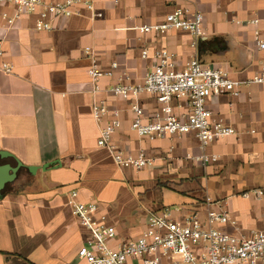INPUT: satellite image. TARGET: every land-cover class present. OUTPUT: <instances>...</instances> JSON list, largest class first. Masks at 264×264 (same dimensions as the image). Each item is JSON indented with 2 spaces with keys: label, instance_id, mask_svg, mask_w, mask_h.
<instances>
[{
  "label": "crops",
  "instance_id": "1",
  "mask_svg": "<svg viewBox=\"0 0 264 264\" xmlns=\"http://www.w3.org/2000/svg\"><path fill=\"white\" fill-rule=\"evenodd\" d=\"M92 1V12L81 7L76 15L57 19L49 32L36 31L29 16L8 28L0 15L4 59L14 69L11 75L0 72V180L6 181L0 191V264H87L78 251L88 233L68 206L73 192L107 216L116 230L115 248L140 238L149 217L165 209L175 210V219L182 221L193 213L205 218L222 205L234 225L221 230L240 235L263 228L264 204L242 194L264 185V85L244 87L238 98L208 100L212 119L224 121L236 134L206 149L193 135L139 138L131 130V101L116 98L110 89L143 81L154 65V51L162 49L177 56L178 70L197 56L204 66L235 80L251 79L264 54L246 22L264 17V1ZM176 7L204 16L195 49L187 33L138 30L163 22ZM112 64H117L113 78L102 79L96 93L88 71L96 66L107 72ZM96 103L109 110L101 123L93 118ZM139 103L149 121L156 100L142 95ZM182 106L178 111L186 112ZM114 113L121 121L114 143L133 155L143 151L151 160L148 168L121 169L97 145ZM205 156L217 159L205 162Z\"/></svg>",
  "mask_w": 264,
  "mask_h": 264
},
{
  "label": "built area",
  "instance_id": "2",
  "mask_svg": "<svg viewBox=\"0 0 264 264\" xmlns=\"http://www.w3.org/2000/svg\"><path fill=\"white\" fill-rule=\"evenodd\" d=\"M81 7L92 12L93 1L0 0V15L8 28L22 17L29 16L34 18L36 31L49 32L57 19L72 17ZM203 22L201 12L176 7L163 22L138 30L143 34L154 35H164L169 31L184 32L194 38L191 48L195 49L197 39L203 36ZM246 24L255 29L253 37L256 49L264 54V17L251 19ZM4 57L0 43V72L11 75L14 69ZM142 57H148L146 50L142 51ZM152 57L154 65L143 81L116 84L110 89L116 98L131 101V130L139 138L149 141L193 135L201 148L206 149L217 141L234 136L236 132L230 125L212 119L207 108L208 100L221 95L238 98L244 87L264 85V60L258 74L249 80L239 81L222 70L204 66L197 56L191 58L181 70L176 67L177 56L174 53L156 50ZM116 68L117 64H112L111 70L107 72L96 66L88 71L96 93L101 91L102 79L113 78ZM142 95L153 97L158 105L151 119L146 122L143 107L139 103ZM183 104L188 110L179 112ZM92 112L97 123L104 121L109 114L105 103L94 104ZM120 127L119 115L114 113L101 129L97 145L107 149L121 169L148 168L151 160L143 151L133 155L114 143V135ZM216 159V156L204 157L205 162ZM242 198L264 204V185L244 192ZM68 206L88 233L85 245L78 251V257L87 264H127L130 259L139 260L140 264H162L163 260L173 264H264V227L240 235L221 230V227L234 225L222 205L209 211L205 218L193 213L182 221L175 219V210L165 209L149 217L147 229L140 238L123 241L116 248L112 246L116 230L108 224L107 216L99 213L96 203L81 202L78 194L73 192Z\"/></svg>",
  "mask_w": 264,
  "mask_h": 264
},
{
  "label": "water",
  "instance_id": "3",
  "mask_svg": "<svg viewBox=\"0 0 264 264\" xmlns=\"http://www.w3.org/2000/svg\"><path fill=\"white\" fill-rule=\"evenodd\" d=\"M21 167H22V166L19 165V166H18V169L21 168ZM16 171H17V170H15V171H11L12 175H14V173H16ZM12 177H13V176H12ZM5 183H6L5 180H3V179L0 180V191L3 189Z\"/></svg>",
  "mask_w": 264,
  "mask_h": 264
}]
</instances>
